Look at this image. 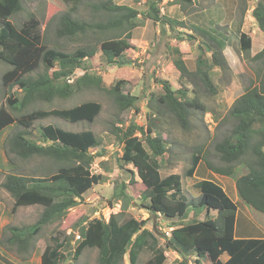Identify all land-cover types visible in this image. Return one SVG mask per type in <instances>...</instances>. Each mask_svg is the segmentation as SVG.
<instances>
[{
    "label": "trees",
    "instance_id": "obj_1",
    "mask_svg": "<svg viewBox=\"0 0 264 264\" xmlns=\"http://www.w3.org/2000/svg\"><path fill=\"white\" fill-rule=\"evenodd\" d=\"M50 1L52 6H67L58 18V37H74L88 31L110 32L113 36L101 40L97 52L90 47H80L72 52L51 49L42 43L39 22L34 17H29L19 28L10 22V18L20 10L21 0H0V62L9 67L1 76L2 86L8 88L5 100L9 108L0 107V133L15 124L22 128L8 141L9 152L19 159L41 157L64 163L48 176L5 175L1 187L13 199L12 213L20 207L43 208L33 225L7 228L10 234L6 239L7 245L18 253H25L31 247L38 248L40 264H58L65 258L63 250L73 245L71 241L74 242L73 260H77L86 248H95L100 255L99 264H122L125 256L128 264H137L139 254L145 250L151 253L145 264H165L164 249L179 257L173 264H191L190 260L193 264H201L202 260L210 264H264V238L234 237L237 205L220 184L211 178H203L195 184L199 195L187 200L183 195L181 175H160L159 159L166 153L163 140L152 134L151 124L140 126L134 121L123 129V126L112 125L110 133L122 145L120 169L130 166V182L133 183L135 176L144 187L140 207L151 216L159 215L176 223L169 236H163L164 248L159 246L155 232L145 227L147 220L129 218L120 222L121 213L111 215L105 222L89 219L83 211H78V217L73 219L76 231L69 230V234L61 238L58 237L60 232L56 231L55 236L50 237L51 245L42 244L39 239L33 241L42 227L73 218L74 213L69 211L79 204L85 193L101 182L102 176L90 170L94 156L89 151L98 145L91 131L73 133L45 125L41 127L40 137L44 144L48 143L46 145L32 141L28 131L36 121L48 117L68 123L85 121L92 124L101 111V105L86 101L67 109L32 110L17 118L11 111L20 112L35 102L67 99L82 88L94 86L112 97L119 113L131 109L137 112L138 97L123 91L126 80L105 84L101 77L90 75L84 63L88 61L93 65L94 56L98 53L106 65L120 67L125 53L135 50L131 44L132 31L143 21L159 25L162 33L165 30L174 33L173 39L177 42L193 39V35L180 36L177 29H185L184 22L161 14L163 0H145L141 11L118 5L115 0H98L97 3H91V0ZM84 2L93 10L103 12L106 20L88 23L74 18L77 7ZM171 4L178 5L186 16L195 11L192 0H171ZM237 7L240 9V1ZM251 15L259 31L264 33V0H256ZM239 43L241 52L250 55V37L240 33ZM198 48L194 69L187 68L177 45L169 50L171 64L181 80H188L195 87L214 95L217 86L209 72L214 68L229 72L227 61L220 47L212 50L209 57L202 53L199 43ZM249 57L256 63V81L250 82L222 118V123L230 122V129L214 144L220 166L211 164L197 150L190 156V165L183 175L194 177L198 166L203 164L205 170L213 175L231 178L239 201L264 214V48ZM40 66L43 71L32 77L30 74ZM77 68H83L84 74L72 84L66 83L65 79ZM158 79L154 78L161 88V93L155 98L158 109L171 116L182 129L189 127L193 110L206 113L196 98H187L186 89H175L169 81ZM117 123L121 124L122 120L118 119ZM240 171L243 173L239 174ZM118 201L121 212L131 203L125 184L114 188L108 205L113 206ZM210 211L216 214L213 219H197L201 212L208 216ZM188 219L191 222L181 223ZM223 255H227L226 261H221ZM0 260L11 264L1 255Z\"/></svg>",
    "mask_w": 264,
    "mask_h": 264
},
{
    "label": "rangeland",
    "instance_id": "obj_2",
    "mask_svg": "<svg viewBox=\"0 0 264 264\" xmlns=\"http://www.w3.org/2000/svg\"><path fill=\"white\" fill-rule=\"evenodd\" d=\"M138 1L115 0V3L131 6L141 11L144 5L138 6ZM50 2V0H21L20 10L10 18V22L19 28L29 17H34L39 22L38 31L42 37V43L48 48L58 49L63 52H72L80 47L94 48L97 52L99 42L113 36L110 32L102 34L88 31L74 37H58L56 34L58 18L67 9V6L64 7L59 4L52 6ZM90 2L97 3L98 0H91ZM211 13L214 19L219 15H224L223 11L219 8L214 9ZM73 16L78 20L88 23L105 21L107 18L103 12L93 10L85 2L77 7ZM149 24V37H144L145 40L150 39V45L146 49V53L138 57L133 56L134 52L127 53L128 55H124L122 59L123 64L120 67L117 65H106L98 53L94 56L93 65L88 61L84 63L86 69L90 72L89 74L101 77L105 84H113L118 79L126 80L123 91L138 97L137 112L131 109L119 113L112 97L103 89H98L94 86L82 88L67 99L55 98L49 103L35 102L20 112L11 111V114L17 118L32 110L67 109L86 101H94L101 105V111L92 124L85 121L68 123L60 119L48 117L36 121L29 129L30 139L42 145L48 144H44L40 137L41 127L45 125H53L73 133L91 131L97 138L98 145L89 152L94 156L93 165H96V174L102 176L101 182L85 193L79 204L69 211V213H74L73 218H70L68 221L66 220L64 223L63 221L60 224L55 222L42 227L39 234L33 238V241L39 239L42 244L51 245L52 241H50V237H54L56 231L60 232L59 238L67 236L69 230L76 231L74 228L76 221L73 219L78 217V211H83L86 217L92 219L96 210H101L108 205L114 188H117L120 184H125L126 194L130 197L131 203L124 212H121V208L119 209L118 213H121L119 221L123 222L129 218H134L138 221L147 220L145 227L155 232L159 240V246L162 249L164 248L163 236H166L165 232H168L169 228L173 227L176 223L174 220H168L159 215L151 216L140 207L144 187L135 176L132 180L133 183L130 182L132 177V174L129 172L132 171L130 166H123L120 169L119 159L122 145L116 136L110 133L112 125L118 128L123 126V129L130 121H134L140 126L151 124L153 129L152 134L159 136L166 146V153L159 159L160 175L161 177L174 173L181 175L183 195L187 200L198 196L195 184L202 178H211L217 182L222 180L221 176L213 175L205 170L203 164H201L194 177H184L183 174L190 165V156L197 150H200L201 156L211 164L220 166L214 151V144L219 142L230 129V122L222 123V118L226 115L233 100L243 93V90L249 86L250 82L254 83L256 81L254 74L256 63L250 60V55L240 52L238 48V59L235 58L232 52L228 56L229 62L223 56L227 61L229 72H221L219 69H212L209 72L214 85L217 86V93L210 95L200 87H195L190 81L181 80L178 77V73L173 68L171 57L169 56L170 48L180 44L179 42H174L173 38L175 34H170L167 30L162 33L159 25L151 22ZM156 28L159 31V35H154ZM181 29L178 28L177 30ZM255 31L258 33L257 30ZM181 32L184 36H188L183 30ZM248 33L252 35L250 31ZM133 35L135 38H139V35L136 32L134 33V30ZM192 35L193 39L189 42L184 40L185 45H183L184 48L191 50V55L186 59L189 69L194 67L195 59L199 54L197 40L200 41L199 45H201L202 53L205 56H209L206 53L209 52L208 54H210L211 52V49L207 46L211 43L207 38L197 31H193ZM233 40L232 36H230L229 42L231 43ZM254 42L255 44L257 43L256 41ZM232 43L234 44V42ZM134 47L138 50L136 46ZM256 49L257 45H254L253 51H256ZM8 68L7 65L0 62V107L4 106L7 109L9 106L5 99L8 96V88L2 86L1 76ZM42 71L43 67L40 66L37 71L30 75L35 77ZM154 78L169 81L175 89H186L187 98L189 100L196 98L206 113L200 110H193V115L189 119V127L182 129L171 116L166 114L162 109H158L159 106L155 98L161 93V88L154 81ZM118 119L122 120L121 124L117 123ZM21 130L22 128L15 124L7 127L0 133V254H3L10 260L17 261L27 258L33 264H39L40 250L38 248L31 247L27 254L24 255L18 253L14 247L7 245L6 239L10 236L8 227L24 228L33 225L39 218L43 208L41 206L20 207L12 213L13 199L1 187V183L7 174H19L26 177L48 176L55 173L64 163L53 162L41 157L22 160L11 154L8 150V141L15 133ZM240 173H243V171H240ZM220 185L222 186V184ZM227 194L231 199L235 196L231 190H228ZM238 204L243 206V209L247 208V210H250L241 201ZM250 212L251 214L242 216L243 220L246 219L245 223L254 224V221L257 224V216H264V214L253 210H250ZM190 215L192 216V214ZM215 215L213 211H210L208 216L204 212H201L197 219H213ZM186 222H191V219L182 221L181 223ZM242 223L243 221L240 219L238 227L242 226ZM257 226L264 232L263 223ZM71 242L73 245L63 250L65 258L60 260L58 264H99L100 255L95 248H86L77 260H73L72 250L74 242ZM164 255L166 257L165 264H173L177 260L175 253L170 250L164 249ZM226 256L224 255V257ZM150 257L151 253L149 251L145 250L141 252L137 264H145ZM221 261H223V257ZM190 263L193 264L192 260H190ZM122 264H128L127 256L124 257ZM201 264H210V262L202 260Z\"/></svg>",
    "mask_w": 264,
    "mask_h": 264
},
{
    "label": "crops",
    "instance_id": "obj_3",
    "mask_svg": "<svg viewBox=\"0 0 264 264\" xmlns=\"http://www.w3.org/2000/svg\"><path fill=\"white\" fill-rule=\"evenodd\" d=\"M144 1L145 0H139L137 2V5L139 6L143 4ZM192 1H193V7L195 8V11L191 13L190 15L186 16L183 13H181L179 6L176 4H171V0L162 1L161 14L171 19L184 22L186 28L181 29V30H183V32H185L187 35H192L193 31H197L202 36L207 38V40L211 43L207 45L209 49H211V51L215 50L217 47L222 48V54L227 59L228 62H229L228 56L230 52H232V54L235 56L236 59H238L237 48L241 52L240 43H239L240 33L247 34V36H249L251 39L250 56H253L254 54H256L257 52L261 51L264 48V33L259 31L258 28L255 29L256 25H255L254 19L251 17L252 11L256 4V0H192ZM238 1L241 2L240 9H238L237 7ZM128 7H131V6H128ZM217 8L221 9L224 15L223 16L219 15L217 18L214 19L211 11ZM149 22L151 21H143L137 28L134 29V33L136 32V34L139 35L138 39L134 37L133 31H132L131 44L136 46L138 50L136 49L130 50L127 53L134 52L133 53L134 57H138L139 55L146 53V49L150 45V41H149L150 39L145 40L144 38L146 36L149 37V34H148L149 25H150ZM181 30H179V32L181 33L180 36L183 37L184 35L182 34ZM255 30H257L258 33H256ZM248 31H250L252 35H250ZM155 34L159 35V31L157 28H156L154 35ZM230 36H232V38L234 39L232 41L234 42V44L232 42L231 43L229 42ZM175 41L176 40L174 39V42ZM254 41H256L257 43L255 44ZM199 42H200L199 40L196 41V43H199ZM179 43L180 44L178 45V47L181 53L183 54V60L187 66L186 59L188 58V56L191 55V50L184 48L183 46L185 45L184 41H181ZM254 45H257L256 51H253ZM127 53H125V55ZM208 53H206V55L211 54V53L210 54ZM192 69H194V67ZM192 69H189V70H192ZM214 69H217V68H214ZM200 167H201V164L198 166V170ZM221 177H222V180L219 181L221 183L217 181L216 182L219 184H222L224 188L221 185L220 186L226 191V193L228 190H231V192L234 193L235 195L232 199V201L235 202V204L237 205V214H236L235 227H234V237L235 238H264L263 237L264 232L261 231V228L257 226L258 224L260 225V223L264 224V216L263 215L257 216L256 218L257 224L254 221H253L254 224L245 223L246 219L243 220L242 216L251 214L250 212L251 209L250 210H247V208L243 209V206H240L238 204L239 199L237 197V194L234 188L233 180H231V178L229 177H225V176H221ZM240 219L243 221V223H242V226L238 227L239 226L238 223ZM169 229H172V227H170ZM27 252L22 253V254L25 255L27 254ZM0 255L3 256L11 264H33L27 258H22L17 261H14V260L8 259L3 254H0ZM222 257H223V261L227 260V256L224 257L223 255ZM175 258L179 259L176 253H175ZM0 264H6V263L0 260ZM39 264H40V259H39Z\"/></svg>",
    "mask_w": 264,
    "mask_h": 264
},
{
    "label": "built area",
    "instance_id": "obj_4",
    "mask_svg": "<svg viewBox=\"0 0 264 264\" xmlns=\"http://www.w3.org/2000/svg\"><path fill=\"white\" fill-rule=\"evenodd\" d=\"M83 74H84V70L82 68H77L71 73V75H69L65 79V81L68 84H72L77 78L81 77ZM93 167H94V169H93ZM95 167H96V165H93L90 168V170L93 173H96ZM120 208H121L120 201L116 202L113 206L106 205L101 210L100 209L96 210L94 215L92 216V219H98V220H103V221L107 222L111 215H115L118 213ZM170 230L171 229H169L168 232H165L166 236H169ZM68 234H69V232H68Z\"/></svg>",
    "mask_w": 264,
    "mask_h": 264
}]
</instances>
